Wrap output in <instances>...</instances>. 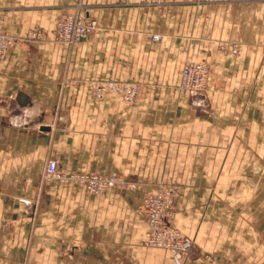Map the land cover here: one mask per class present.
I'll list each match as a JSON object with an SVG mask.
<instances>
[{
	"label": "crops",
	"instance_id": "0c3cea01",
	"mask_svg": "<svg viewBox=\"0 0 264 264\" xmlns=\"http://www.w3.org/2000/svg\"><path fill=\"white\" fill-rule=\"evenodd\" d=\"M78 5L97 29L55 41ZM35 29L43 40L0 60V264H173L143 245L141 190L93 197L47 180L49 160L63 175L119 172L152 192L179 185L174 226L194 241L189 264H255L224 252L218 219L223 185L232 207L264 201V0H0V33ZM186 61L208 64L204 94L179 93ZM99 80L142 93L132 106L96 98L89 83Z\"/></svg>",
	"mask_w": 264,
	"mask_h": 264
},
{
	"label": "built area",
	"instance_id": "2783aa9c",
	"mask_svg": "<svg viewBox=\"0 0 264 264\" xmlns=\"http://www.w3.org/2000/svg\"><path fill=\"white\" fill-rule=\"evenodd\" d=\"M125 4L133 2L151 4L158 0H114ZM87 12L81 5L73 10L66 11L56 24L53 31L54 40L66 44H74L97 29V22L92 18H85ZM44 38V31L35 29L26 32L23 36H14L0 33V60L7 52L19 45L41 41ZM159 35H152L151 41L158 42ZM233 53L236 52V45H233ZM209 78V67L204 62L186 61L180 72L178 91L181 94L190 96L202 95L207 89ZM92 95L101 98L107 94H119L126 103H134L142 93V87L134 82H119L112 80H99L89 83ZM46 178H60L57 170V162L49 161L45 169ZM74 181L89 183L90 193L98 195L107 189L123 186V181L116 174L108 176H87L74 178ZM172 190V189H171ZM174 200L175 193L161 187L156 193L143 198L139 205L146 223L144 246L147 248L164 249L171 255L173 264H189L188 259L193 250V242L190 237L181 234L174 226Z\"/></svg>",
	"mask_w": 264,
	"mask_h": 264
},
{
	"label": "rangeland",
	"instance_id": "374dc122",
	"mask_svg": "<svg viewBox=\"0 0 264 264\" xmlns=\"http://www.w3.org/2000/svg\"><path fill=\"white\" fill-rule=\"evenodd\" d=\"M6 34H8V33H6ZM233 45H235V44H233ZM224 48H225V45H223L222 49H224ZM107 95H118V96H120L119 94H107ZM120 98L122 99L121 96H120ZM138 99L134 103H131V104L124 102L123 99H122V101L126 105L132 106V105H135L137 103ZM49 161H52V160H49ZM54 161H56V160H54ZM48 162H47V164H48ZM57 170H58V165H57ZM58 173H59L60 178H57V179L71 181L73 184L82 187L88 195L93 196V197H98V196L104 195L105 193L112 191V190H116V191H120V192H124V193H134L136 191L141 190L143 192L142 193V200H143V198H145L146 196L156 193L157 190L161 187H165L166 189H170V191H173L175 193V200H174V213H175L174 223H175L176 213H177L176 205H177V200L180 196L179 185L171 184V183H167V182L162 181V182L155 183L152 185L153 188L156 187V192H152V190H149V189L145 190V187H147L148 185H145L143 183H138L137 181L130 179V178L124 176L122 173H119V172H113V171L111 172L110 171L108 173H104V172H100V171H90V172H86V173L76 172V173H71L69 175H63L58 170ZM111 174H116L119 178H121V180L123 181V184H122L123 186L107 189L98 195L90 193V191L88 189V185H89L88 182L87 183H81V182L76 183L74 181V178L79 179L82 176H87V177H89V179H91L93 176L104 177V176H108ZM46 179L50 180L53 178H46ZM226 187H227V185H223L224 190L221 192L222 197L224 199L226 198L227 192H228L225 189ZM224 199L222 201H220V207H222V209H223L222 215H221V217H219V219L217 218L218 220L221 219V221H219V223L222 225V230L220 231L221 232L220 234L222 236L221 239L222 240L225 239L227 241V242L225 241L226 245L224 248V252L227 253V255L231 254L230 256H236V255L240 256V258H242V260H241L242 263H244L246 257H251L254 259L255 264H261L260 260L262 257V249L263 248L260 246V244H261V241L264 240V201L263 200H257V199L253 200L252 204H250L248 206V208H250V209H248V211H246L245 209H238V208L232 207ZM191 240H192L193 246H194V241L192 238H191ZM239 240H245V241L246 240H253V241L255 240V241L253 242V246L250 245V247H248V248H236V247L231 245V244H235ZM232 247H234V248H232Z\"/></svg>",
	"mask_w": 264,
	"mask_h": 264
}]
</instances>
